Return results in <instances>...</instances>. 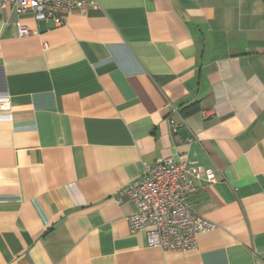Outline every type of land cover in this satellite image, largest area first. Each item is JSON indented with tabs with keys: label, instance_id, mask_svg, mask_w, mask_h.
<instances>
[{
	"label": "crops",
	"instance_id": "crops-1",
	"mask_svg": "<svg viewBox=\"0 0 264 264\" xmlns=\"http://www.w3.org/2000/svg\"><path fill=\"white\" fill-rule=\"evenodd\" d=\"M0 97V264H264L262 0L5 7ZM164 157L214 171L188 196L214 227L183 251L149 246L118 194Z\"/></svg>",
	"mask_w": 264,
	"mask_h": 264
},
{
	"label": "built area",
	"instance_id": "built-area-1",
	"mask_svg": "<svg viewBox=\"0 0 264 264\" xmlns=\"http://www.w3.org/2000/svg\"><path fill=\"white\" fill-rule=\"evenodd\" d=\"M87 4L88 0H0V14L9 7L17 13L30 11L36 20L58 19L72 12H85ZM17 32L27 35L31 31L17 25ZM8 109L9 99L0 97V113ZM200 113L206 117L211 111L202 109ZM202 179L212 181L214 171L206 169L201 177L192 161L164 157L146 165L138 177L118 191L133 205L126 216L130 227L144 230L149 246L178 251L193 248L197 234L214 227L207 218L196 214L188 202V196L196 191Z\"/></svg>",
	"mask_w": 264,
	"mask_h": 264
},
{
	"label": "trees",
	"instance_id": "trees-1",
	"mask_svg": "<svg viewBox=\"0 0 264 264\" xmlns=\"http://www.w3.org/2000/svg\"><path fill=\"white\" fill-rule=\"evenodd\" d=\"M263 1V3H264V0H262Z\"/></svg>",
	"mask_w": 264,
	"mask_h": 264
}]
</instances>
